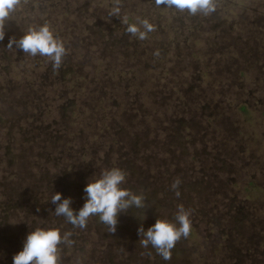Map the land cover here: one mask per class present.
<instances>
[{"label":"rangeland","instance_id":"obj_1","mask_svg":"<svg viewBox=\"0 0 264 264\" xmlns=\"http://www.w3.org/2000/svg\"><path fill=\"white\" fill-rule=\"evenodd\" d=\"M143 20L145 39L127 32ZM43 24L66 48L57 70L7 47ZM4 32L0 264L36 228L72 233L60 264H264V0H217L207 17L155 0H22ZM112 168L147 208L122 212L115 233L55 215L53 195L78 213ZM180 207L190 235L165 261L138 229Z\"/></svg>","mask_w":264,"mask_h":264},{"label":"clouds","instance_id":"obj_2","mask_svg":"<svg viewBox=\"0 0 264 264\" xmlns=\"http://www.w3.org/2000/svg\"><path fill=\"white\" fill-rule=\"evenodd\" d=\"M21 3L22 0H0V41L5 37L6 21ZM116 3L119 4V0ZM155 4L157 7L175 9L179 13L186 12L190 16L207 17L217 10V0H155ZM116 12H119V8ZM141 23L146 31H140L136 24H131L127 32L145 39L147 32L153 31L154 27L147 20ZM13 46L33 57H48L53 61L54 70L61 67L66 55L63 41L48 24L29 28L19 39L11 38L7 47L11 49ZM125 180V173L119 168L104 170L99 178L91 179L84 189L86 202L78 213L71 207L72 199H62V193L57 192L51 199V203L56 205L55 215L65 217L68 223L81 229L86 228L90 217L98 216L99 222L109 232L115 233L122 212L126 213L133 206L137 209L148 207L143 193L137 194L123 187ZM190 215V210L180 207L175 221L159 218L146 231L141 224L138 229V235L142 237L139 241L141 246L148 248L151 245L157 255L170 261L177 243L181 238L186 239L190 235ZM137 216L141 220L147 219L142 212L137 213ZM71 235V232L62 233L60 228H36L27 235L23 250L14 255L13 264H60V245L71 243Z\"/></svg>","mask_w":264,"mask_h":264}]
</instances>
